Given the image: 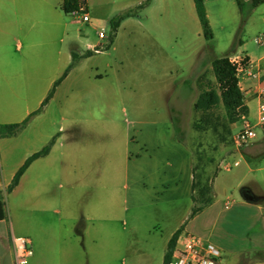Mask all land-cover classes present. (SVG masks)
<instances>
[{
	"label": "crops",
	"instance_id": "crops-1",
	"mask_svg": "<svg viewBox=\"0 0 264 264\" xmlns=\"http://www.w3.org/2000/svg\"><path fill=\"white\" fill-rule=\"evenodd\" d=\"M63 1L0 0V125L30 117L17 134L0 135V192L5 210L0 219V264H17L13 235L32 242L34 251L25 264H151L138 250L120 247L123 199L119 182L143 172L152 185H160L159 170L151 165L158 157L157 149L161 156L165 151L163 141L156 139L161 133L156 121H140L139 147L133 151L136 134H122L112 116L104 117L114 106L125 111L127 104L135 111L148 109L140 96L151 97L153 112L154 98L163 96L167 111L176 113L181 110L179 84L186 83L188 73L196 69L197 73L213 69L215 56L208 50L194 0L189 10L193 26L185 18L184 25L165 23L157 30L151 27L155 0H83L88 21L66 13ZM119 15L123 18L112 37L111 20ZM102 24L110 25V35L100 36ZM241 54L259 69L264 83V55L256 58L244 50L238 52L236 46L228 55ZM60 78L51 99L35 113ZM248 98L257 101V108L259 104L257 94L245 95L250 109L247 118L252 113ZM52 139L50 151L34 159L8 192L27 158ZM174 141L176 150L184 149L187 154L183 163L193 183L188 150ZM244 149L243 174L222 184L218 176L215 199L196 216L209 212L213 221H224L227 216L229 222L243 221L247 229L243 235L233 234L228 264H242L244 253L248 264H264V172L252 168L257 147ZM139 164L146 168L142 170ZM60 177L65 185L58 183ZM218 184H233L243 198L233 200L234 205L228 201L225 208L231 211L225 216L215 207ZM92 193L99 194L98 202L92 200ZM247 193L253 199H247ZM185 224L183 219L171 237ZM214 243L225 255L223 246ZM242 243L251 249L242 250Z\"/></svg>",
	"mask_w": 264,
	"mask_h": 264
},
{
	"label": "rangeland",
	"instance_id": "rangeland-1",
	"mask_svg": "<svg viewBox=\"0 0 264 264\" xmlns=\"http://www.w3.org/2000/svg\"><path fill=\"white\" fill-rule=\"evenodd\" d=\"M190 2L192 3L193 0H155L151 5V16L154 17L152 29L157 30L165 26V23L173 27L184 25L185 18L187 25L193 26L189 15ZM241 3L240 9L237 0H207L205 2L213 22L214 32L213 39L208 40V50L215 57L228 55L235 46L238 52L244 50L256 58L264 55V2L255 7L249 0H241ZM193 9L197 17L196 9L194 7ZM101 28L110 35V25L102 24ZM257 40L263 42L259 43ZM241 56L245 57L243 54ZM197 71L198 69L191 74L188 73V81L179 84L182 93L181 110L176 113H169L164 104L165 98L158 95L154 98L156 101L154 112L151 109V97L140 96L141 104L148 109L140 108L135 111L127 104L128 109L125 111L114 106L109 108L110 112L104 117V120H108L112 116L122 134L128 131L131 136L136 134L133 139V151L139 147L136 142L142 134L138 132L139 128L142 129L140 121H156L158 131L161 133V136L156 139L163 141L165 151L161 156L157 149L155 154H158V157L153 159L151 165V169L155 167L159 170L157 176L161 178L160 185L157 187L152 185L149 177L143 172L129 180L123 177L119 182V193L123 199L120 209L122 222L118 223L120 247L123 250H138L143 257L151 259V264L163 263L168 241L183 219L186 222L183 230L187 228L223 246L225 255L222 264H228L230 261L228 250L233 234L243 235L247 229L243 221L229 222L227 218L229 216L224 221L222 219L213 221L208 216L209 212L196 216L200 210L192 214L194 207L205 208L213 202L217 177L220 178L218 180L220 184L230 182L235 176L243 174L241 171L246 168L245 160L247 159L245 149H236L233 144V136L242 128L245 118L231 123L222 104L204 113L194 109V104L203 89L209 86L217 87L212 68L206 69L204 73H197ZM248 101L252 113L246 119L256 125L257 136L247 147H257L256 162L252 164V168H261L263 170L257 171L264 172V126L258 123L257 101L253 102L249 98ZM123 139L121 137V140ZM174 139L188 150L193 183L190 169L184 165L187 154L184 149L180 152L176 150V145H172L175 143ZM120 146L125 148L124 145ZM105 149L108 150V147ZM234 160L241 162L238 166L225 169L224 165L227 162L233 163ZM139 167L144 170L146 165L139 164ZM163 170L166 171V176H163ZM163 177L166 183L163 182ZM59 182L65 185L64 178L60 177ZM220 184H218L220 190L215 207L223 214L222 216H225L231 211L225 208L228 201L232 200L231 205H234L233 200L243 198L240 188L234 187L233 184L223 187ZM211 199L212 201L209 202ZM92 200L98 202L99 194L92 193ZM240 248L248 252L251 246L242 243ZM244 256L245 253L241 255L240 263L248 264L249 259Z\"/></svg>",
	"mask_w": 264,
	"mask_h": 264
},
{
	"label": "trees",
	"instance_id": "trees-1",
	"mask_svg": "<svg viewBox=\"0 0 264 264\" xmlns=\"http://www.w3.org/2000/svg\"><path fill=\"white\" fill-rule=\"evenodd\" d=\"M237 1L241 9L242 6L241 0H237ZM249 1H251L252 6L254 7L264 2V0H249ZM194 2L203 28L204 36L207 40H212L214 37V32L208 16L205 0H194ZM83 4H85L83 0H64L62 3V8L66 13L72 14L74 12L79 11L81 5ZM122 18L123 16L119 15L111 20V25L113 28L112 37L118 30ZM73 64L74 62L68 67L64 76L72 68ZM212 66L217 80V87L209 86L208 88L203 89L194 104V109L197 112L204 113L218 106L219 104H222L226 110V115L229 121L231 123H236L243 116L249 115L250 112L249 106L245 101V95L239 86L237 65L234 62H232L231 57L229 55H226L221 57H215L212 61ZM62 78H60L55 82L48 96L43 101L41 107L37 111H35V113L43 110L44 106L53 96L55 89L62 80ZM29 119L30 117H27L22 122L1 124L0 135L10 136L17 134L22 128L25 127ZM53 142L54 139H52L51 142L45 147H43L41 150L35 152L34 154H32L30 157L27 158L25 163L19 168L13 180L9 184L7 189L8 192L12 191L17 186L22 174L26 171V169L34 159L46 155L50 151ZM211 201L212 199L209 202ZM203 208H204L203 206H200L198 208L194 207L192 214L194 215L197 211H200ZM4 217H5L4 203L1 200V192H0V219ZM182 231H183V226L180 227L169 240L168 248L165 253L163 264H169L173 250L176 246L177 238Z\"/></svg>",
	"mask_w": 264,
	"mask_h": 264
},
{
	"label": "built area",
	"instance_id": "built-area-1",
	"mask_svg": "<svg viewBox=\"0 0 264 264\" xmlns=\"http://www.w3.org/2000/svg\"><path fill=\"white\" fill-rule=\"evenodd\" d=\"M77 17L83 21H88L90 16L81 5L79 11L74 12ZM104 31L100 36L104 37ZM259 43L263 42L257 40ZM232 62L237 65L239 86L244 95L254 93L258 95V123L264 126V83L261 82V73L255 64L242 56L231 57ZM259 84L256 86V84ZM256 89V90H255ZM244 124L233 136V144L236 149H242L250 145L257 136L256 125L252 124L243 116ZM240 160H234L233 163L227 162L224 167L230 169L238 166ZM230 203H227V207ZM13 246L17 264H25L30 255L33 254V245L29 238L19 235H13ZM223 249L208 238H204L189 230H183L176 242L169 264H222Z\"/></svg>",
	"mask_w": 264,
	"mask_h": 264
},
{
	"label": "water",
	"instance_id": "water-1",
	"mask_svg": "<svg viewBox=\"0 0 264 264\" xmlns=\"http://www.w3.org/2000/svg\"><path fill=\"white\" fill-rule=\"evenodd\" d=\"M247 199H253V197L250 194H245Z\"/></svg>",
	"mask_w": 264,
	"mask_h": 264
}]
</instances>
